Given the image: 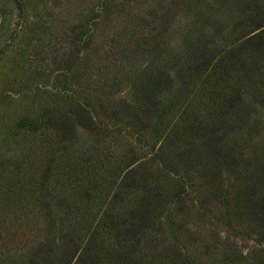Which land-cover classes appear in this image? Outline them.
<instances>
[{
	"label": "trees",
	"instance_id": "trees-1",
	"mask_svg": "<svg viewBox=\"0 0 264 264\" xmlns=\"http://www.w3.org/2000/svg\"><path fill=\"white\" fill-rule=\"evenodd\" d=\"M3 1L62 96L19 122L21 157L0 149V264H204L202 222L250 263L235 238L264 247V0Z\"/></svg>",
	"mask_w": 264,
	"mask_h": 264
},
{
	"label": "rangeland",
	"instance_id": "rangeland-1",
	"mask_svg": "<svg viewBox=\"0 0 264 264\" xmlns=\"http://www.w3.org/2000/svg\"><path fill=\"white\" fill-rule=\"evenodd\" d=\"M30 2L34 3L36 0H30ZM0 4L3 9L0 12V47L9 49L5 53L4 61L0 67V149L3 150L6 157L16 156L18 158L28 148V138H25L23 129L17 125L24 118H36L43 108H49L55 102L58 103L57 98L62 96V85L57 83V75L54 74L56 68L53 65H50L51 68H48L45 73L42 72L41 66L36 70L28 69L30 66L27 65L30 62L28 58L31 60L34 58V54L31 52L32 44H34L31 30L23 29L18 38L16 36L10 38L8 32L9 27L11 28L14 23L13 13L6 2L2 0ZM33 11L31 14L39 11L38 4ZM179 24L176 26V30L167 32V38L172 40V44H175L181 35L180 32H177ZM121 96L119 94V97ZM262 120L264 121V118ZM208 224L202 222L195 228L193 234L195 241L190 244V248L196 249L197 253H203L201 263L227 264L229 259L226 255L230 254V251L228 248L227 253H222V251L224 252L232 237L228 236L222 227L220 229ZM157 238L164 242L168 241V234L159 233ZM235 245V249L241 254L242 259L250 262L247 264H264L261 253V249L264 247L257 243L256 236L244 239L237 237ZM204 247L213 248L207 251L209 253L212 251L216 255L213 260L209 258L210 255L204 254Z\"/></svg>",
	"mask_w": 264,
	"mask_h": 264
}]
</instances>
